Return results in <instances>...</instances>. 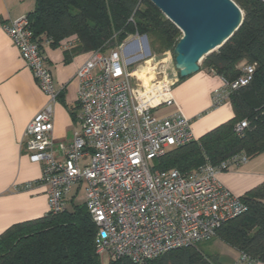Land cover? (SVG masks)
Listing matches in <instances>:
<instances>
[{
	"label": "built area",
	"instance_id": "2783aa9c",
	"mask_svg": "<svg viewBox=\"0 0 264 264\" xmlns=\"http://www.w3.org/2000/svg\"><path fill=\"white\" fill-rule=\"evenodd\" d=\"M3 28L49 97L29 123L22 143L31 160L42 164L40 181L46 185L49 212L63 211L73 186L86 181L84 202L97 226L100 256L143 262L197 246L215 238L225 223L247 211L242 197L218 181L220 170L211 164L187 172L155 167L154 160L167 150L196 140L190 120L181 111L155 113L161 105L173 103L172 88L180 77L164 69L166 59L156 62L160 70L155 71L165 76L161 80L155 76L147 84L135 74L139 68L130 66L140 56L145 57L142 66L159 59L151 48L150 54L130 57L123 47L91 51L77 71L82 128L66 144L53 136L59 92L29 17L3 22ZM136 50L144 51L139 44ZM253 72L254 66L248 65L242 76L223 81L214 92V103H223L234 90L247 85ZM246 126L241 121L235 130L240 134ZM246 160L242 157L240 164ZM246 259L242 255L241 261Z\"/></svg>",
	"mask_w": 264,
	"mask_h": 264
},
{
	"label": "trees",
	"instance_id": "16d2710c",
	"mask_svg": "<svg viewBox=\"0 0 264 264\" xmlns=\"http://www.w3.org/2000/svg\"><path fill=\"white\" fill-rule=\"evenodd\" d=\"M244 20L221 47L204 58L201 68L233 81L254 66L250 82L234 90V117L200 138L167 150L154 160L160 170L187 172L204 164L227 170L264 152V2L234 0ZM35 37L58 45L72 40L76 52L115 48L133 32L146 35L153 53L174 50L181 30L150 0H37L27 15ZM65 42V43H66ZM180 76V75H179ZM185 77H180L183 80ZM246 121L242 133L235 126ZM248 209L225 223L217 238L240 252L235 264L264 263V182L241 196ZM97 226L84 203L74 197L58 214L12 225L0 235V264H223L197 246L174 249L143 262L109 258L96 251Z\"/></svg>",
	"mask_w": 264,
	"mask_h": 264
},
{
	"label": "crops",
	"instance_id": "0c3cea01",
	"mask_svg": "<svg viewBox=\"0 0 264 264\" xmlns=\"http://www.w3.org/2000/svg\"><path fill=\"white\" fill-rule=\"evenodd\" d=\"M36 2L0 0V235L14 224L43 217L49 212L46 185L40 181L42 164L32 161L22 145L29 123L47 104L49 97L41 90L19 49L3 28V22L31 13ZM65 42L53 45L51 40L43 37L41 50L59 92L54 103L53 136L57 141L70 144L75 133L81 131L83 122L77 71L88 60L91 51L76 52L75 44L66 47ZM222 85V76L200 68L183 80L179 77L172 88L173 103L161 105L155 113L171 115L181 111L190 120L192 133L198 139L235 115L230 99L218 105L214 103V92ZM220 171L218 181L233 194L243 196L264 182V152ZM28 183L33 186L25 189L23 186ZM213 240L215 238L210 241ZM217 254L223 264H235L240 258V252L234 248Z\"/></svg>",
	"mask_w": 264,
	"mask_h": 264
},
{
	"label": "water",
	"instance_id": "95a60500",
	"mask_svg": "<svg viewBox=\"0 0 264 264\" xmlns=\"http://www.w3.org/2000/svg\"><path fill=\"white\" fill-rule=\"evenodd\" d=\"M150 1L182 32L173 50L180 77L198 72L201 60L224 45L244 20L243 11L234 0ZM144 41L150 54L146 35Z\"/></svg>",
	"mask_w": 264,
	"mask_h": 264
},
{
	"label": "rangeland",
	"instance_id": "374dc122",
	"mask_svg": "<svg viewBox=\"0 0 264 264\" xmlns=\"http://www.w3.org/2000/svg\"><path fill=\"white\" fill-rule=\"evenodd\" d=\"M165 15V14H164ZM167 18V17H166ZM149 42V46H150V41L148 39ZM141 45L143 47V50H136L137 46ZM115 47H123L125 52H127L128 56H132V55H137V54H145L146 51V45H145V41H144V35L143 34H139L138 32H133L130 35H128L121 43H119L117 46ZM134 48V50H133ZM168 53L166 56L164 54ZM157 56H160L159 59L155 60V61H150L147 63V66H142L144 64V56H140L136 59L133 60V62L131 63L130 69L131 70H136L138 69L135 74L138 75V78H140L143 82L147 83L150 82L152 83V78H154L156 76V80H161L165 75L164 72L161 74H156L155 75V71L156 73L160 70V65H156L157 61H160L162 59H166L165 63H166V67L164 68L165 70L167 69V72H172V73H176L179 74L178 69L175 66V55L172 49L166 50L164 53L162 54H157L155 53ZM158 58V57H157ZM204 59L201 60L200 62V66L203 64ZM153 66L155 67V69H149V66ZM146 69V70H145ZM145 70V72H143ZM154 83V82H153ZM221 172V171H220ZM219 173V172H218ZM217 173V175H218ZM85 188H86V181L78 182L76 183L73 188L71 193L69 194V197H74L76 199L77 203H84V194H85ZM198 247L200 248V250L205 253L206 255H210V256H214V255H218L217 253H227L228 250H231V248H233L232 246H230L229 244L225 243L224 241H222L220 238H216L215 237V241H209L207 243H200L198 244ZM235 249V248H234ZM218 257V256H217ZM219 259V257H218ZM105 262L108 261V258H104L103 259Z\"/></svg>",
	"mask_w": 264,
	"mask_h": 264
},
{
	"label": "bare ground",
	"instance_id": "6f19581e",
	"mask_svg": "<svg viewBox=\"0 0 264 264\" xmlns=\"http://www.w3.org/2000/svg\"><path fill=\"white\" fill-rule=\"evenodd\" d=\"M146 70V69H145ZM145 70L143 72H145Z\"/></svg>",
	"mask_w": 264,
	"mask_h": 264
}]
</instances>
